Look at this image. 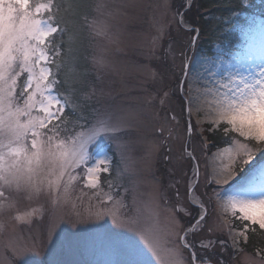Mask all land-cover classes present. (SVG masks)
I'll use <instances>...</instances> for the list:
<instances>
[{
	"label": "snow or ice",
	"instance_id": "6c2138e0",
	"mask_svg": "<svg viewBox=\"0 0 264 264\" xmlns=\"http://www.w3.org/2000/svg\"><path fill=\"white\" fill-rule=\"evenodd\" d=\"M193 4L164 0L161 7L172 21L157 27L153 57L158 42L167 51L163 40L173 26L195 32L190 41L195 47L199 30L189 15ZM245 5L249 0H237L228 19L244 38L239 52L218 47L194 68L195 53L190 57L181 46L178 73H172L179 95L170 89L164 101L180 100L179 118L174 114L172 119L179 123L187 117V139L177 157H164L173 165L170 182L165 185L153 175V187L144 192L114 182V174L120 178L129 169L134 117L107 103L109 94L92 79L96 74L99 80L109 67L107 48L99 42H118L111 21L120 6L110 0L75 5L0 0V247L5 264H39L29 257L42 254L49 243L48 264H227L223 257L229 247L240 250V237L246 242L250 231L264 232V19L249 17L243 27L239 12ZM159 75L153 70L152 80ZM202 111L211 124L207 131H222L228 145L213 154L211 163L206 159L203 171L196 153L206 152L208 145L202 131L196 139L191 123L193 112ZM164 132L163 126L156 129L160 136ZM170 138L171 130L158 146ZM78 187L91 190L92 199L87 211L66 219L60 210L68 204L76 208ZM45 220L46 236L22 239L25 229ZM64 222L76 232L66 233ZM83 224L88 227H78ZM65 249L72 259L57 258ZM255 264H264V256Z\"/></svg>",
	"mask_w": 264,
	"mask_h": 264
},
{
	"label": "rangeland",
	"instance_id": "374dc122",
	"mask_svg": "<svg viewBox=\"0 0 264 264\" xmlns=\"http://www.w3.org/2000/svg\"><path fill=\"white\" fill-rule=\"evenodd\" d=\"M110 2L120 6L119 12L111 21L112 32L117 37L118 42L111 44L107 40L99 42L101 46L107 48V57L110 64L107 69L99 73V80H96V74H93V80L97 83L98 88H103L109 94L105 98L107 103L115 108L128 111L134 117L133 139L136 143L130 152L129 169L120 178H116L114 174V182L123 184L130 189L137 186L139 190L148 192L153 187L151 182L153 175L163 180L165 185L170 182L172 177L169 170L173 165L165 161L164 157L165 155H171L173 158L177 157L183 151L184 141L187 139L186 116L179 123L172 119L174 114L179 118L180 113V100L176 98L179 89L172 73L173 71L178 73V66L181 63L179 57L181 46L184 47L190 57L195 53L194 68H199L205 58H212L217 48L223 47L216 41L211 42L210 53L202 47H198L197 44L192 47L190 41L194 32L179 31L173 26L172 31L166 33L163 40L164 48L167 51H161L158 42L155 46L157 54L156 57H153L151 55L152 39L157 34V27L162 23L168 24L172 21L171 14H166L164 8L161 7L164 0H110ZM253 16L264 19V16L257 12L241 13L239 16L241 25L246 27L247 18ZM225 20L228 23V19ZM226 28L227 31H235L237 34L235 48L228 52H239L244 42L241 32L231 29L229 24ZM89 55H91V52ZM173 57H176L175 60H173ZM153 70L160 74L155 82L151 78ZM170 89H176V96L164 101V92ZM201 120L203 123H198ZM191 123L196 129V139L199 140V134L202 131L205 140V131L211 126L206 111H202L199 115L193 112ZM161 126L165 129L163 136L156 133V129ZM169 130H171V138L168 139L164 147H159L158 145L164 140V137L169 136ZM226 147L228 145L224 144L215 147L213 150L207 147L206 152L203 150L198 151L196 154L200 158L201 170L203 171L206 159L208 163H211L213 154ZM169 148L171 149L170 153ZM176 175L179 176L181 173L177 172ZM183 190V186H181V191L183 192ZM105 191H107V188H105ZM77 197L80 199H77ZM90 199H92L91 190L84 189L81 191L78 187L73 193V202L76 208L74 209L72 204H68L60 210V213L67 219V216L75 211H87ZM215 209L216 205L213 201L212 210L215 211ZM72 218L75 219L74 216ZM89 223H92V221ZM108 223L111 226L110 220ZM61 227L66 233L76 232V229L67 222L62 223ZM78 227L87 228L88 225L83 224L78 225ZM235 227L237 230L240 229V226L235 225ZM46 229V220L38 222L32 225L30 230H24L22 239L29 238L30 242V237L36 236L39 240L42 236H46ZM224 238H227L226 234ZM243 241L244 237H240L239 251L229 247L227 254L223 257L227 264H255L261 256H264L262 248L247 251L240 246ZM2 242L3 237L0 236V244ZM52 248L53 245L49 243L48 248H45L42 254L33 255L29 259L39 262V264H48ZM257 253L260 255H257ZM57 258L67 260L72 259V256L65 249ZM79 258L83 259L84 257ZM5 260V253L3 248L0 247V264H5Z\"/></svg>",
	"mask_w": 264,
	"mask_h": 264
},
{
	"label": "trees",
	"instance_id": "16d2710c",
	"mask_svg": "<svg viewBox=\"0 0 264 264\" xmlns=\"http://www.w3.org/2000/svg\"><path fill=\"white\" fill-rule=\"evenodd\" d=\"M64 2L66 5H75L84 2V0H64ZM88 2L90 3L91 0H88ZM262 2H264V0H249L250 6L245 5V10L239 12V16L241 13L249 14L261 11L264 7ZM236 4L237 0H194L193 8L189 15L193 20L194 26L199 30V38L196 43L198 47H202L207 52H210L209 48H211V42L213 43L216 41L225 50L233 48L237 39V34L235 31H227L226 27L228 23L225 19H229ZM67 18L70 21L73 19L71 10H69ZM65 39H67V37H65ZM205 136L207 141H209L208 148H211V150L225 144L221 140L222 131L210 134L206 129ZM235 225L240 226L238 222H236ZM247 235V241L241 242L240 246L247 251H252L254 248H262L264 252V232L257 228L255 233L250 231Z\"/></svg>",
	"mask_w": 264,
	"mask_h": 264
}]
</instances>
